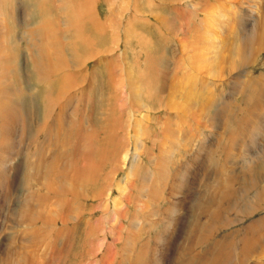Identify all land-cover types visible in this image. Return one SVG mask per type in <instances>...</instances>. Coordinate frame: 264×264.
Masks as SVG:
<instances>
[{"label": "bare ground", "instance_id": "bare-ground-1", "mask_svg": "<svg viewBox=\"0 0 264 264\" xmlns=\"http://www.w3.org/2000/svg\"><path fill=\"white\" fill-rule=\"evenodd\" d=\"M12 1L14 0H0V166L3 165V162L5 163V161H3L4 158H7L8 160L10 159L8 168H3L5 165L2 168L0 167V227L2 223H7L11 231H20V235L17 236V240L13 239V236L5 238L2 241L0 240V264H49L50 262H53V259L58 256L57 254L59 253L61 255L63 251L62 249H59V252L52 253L53 258L48 262L45 256L47 250L53 246L56 247V244L61 243L63 239H67L65 238L66 236L70 238L72 236V234H70L71 231H75L78 218L82 217L85 211L88 210L85 209L84 206H82V211L79 209L81 206H79L81 199L85 202L89 201L92 203L101 199L100 204L96 203L99 205L94 206L97 211H99L98 209L101 210L102 206L105 208L110 201L112 203L110 202L111 204L109 205L117 206L120 205L118 202H121V200L119 199V201L116 202L114 200L115 198L113 200L110 199L112 190L117 189L116 191L121 190L122 192H125L124 188L126 186L133 187L135 191V196H133L134 193L131 195L129 194L131 196L129 197V200L133 201V196L138 201L136 215H140V217L143 218V225L140 224V220L137 221L140 225H136V222L133 219V224L136 226L131 224L130 227L128 226L129 224H127L131 232H129V230L126 233L123 230L125 225L123 226L122 224H119L116 219H122L121 215L125 216V212V215H123L121 213L118 214L116 210L110 209V211H112L110 214L114 217L116 215L115 219L117 225L119 224L121 226H117L116 223H113L115 222L113 217L114 221H111V224L113 223L112 227H106L98 230L96 229L95 231H93V229L91 230L92 234L99 233L104 237L110 236L116 240L117 238L121 239L122 235L126 234L125 239L127 238L133 242L129 243L130 241L128 240L129 244L127 243L125 245V247H128L124 255L127 261L125 264H263L261 261L259 262L260 257H258V254H262L263 252L261 251L264 249V215L255 220L250 219L254 218L256 214L263 213L264 211V149H260L261 151L259 153H256L254 156L249 158H244V160L241 157L242 162L238 168L234 165L236 161L230 163L228 159L237 154L236 152L243 143L242 141L243 138H245V135L247 137L249 134L254 135L260 131L262 133L261 135H263L264 144V121H261V124L256 121L259 117L257 113L264 110V78L261 83V87L259 86L260 84L258 85V82L252 78V81L249 80L251 81L249 89L243 88L241 90L238 99L244 106L242 109L236 108L234 111L224 113L222 119L223 127L220 128L216 134L219 138V140H217V138L215 139L216 147L212 144H206L203 139H200L196 148L192 146V143L191 146L195 149L192 150L189 147V144H191L189 139L191 131L180 133V130L175 128L173 131L168 129L160 132L162 135L168 133L166 136L173 139V142L172 139L170 140L171 142L168 139L170 143H168V148L166 146L167 151L170 153L167 154L166 151H162L166 152V154H159L160 156L157 158L152 157V153H148L149 156H151L148 160L150 168L148 167L147 173L144 174L145 176L143 175L142 180L138 178L142 182L138 183L139 187H137L136 183H134V172L138 164L137 157H140L135 154L136 149H132V152L128 151L127 145L122 141V137H120L122 129L118 127V125L121 124H118L117 121L113 123L114 126L112 128L111 135L109 134L110 136H108V145L105 148V151H102L104 152L103 154L107 152L108 157L105 155L104 159L107 163H109L108 168L111 169L106 176H104L105 173L104 175L100 174L103 169L102 167L106 166V163L103 159H101L99 163L96 161V164L92 162L93 159L90 157L91 148L89 149L87 145L88 138H90L91 135L88 137L84 134V131H86L88 127L84 128L86 127L85 125L87 124V120L85 119L84 113L80 111L81 102H84L83 98L92 88L90 75L93 73L90 71L91 69L87 66V63L84 64L83 62L80 63L77 61L74 50L77 42L79 46L84 45L82 47L85 49L92 48L93 41L85 38L83 34L84 31L81 30L82 28L91 35L92 30L95 34L103 35L106 30L109 29H107L108 25H102L100 23L95 13L92 14L93 11H89L91 5H94V3H91L93 0H84L88 5L87 7L82 6L80 8L74 7L71 4L68 6L65 4L67 1L64 0H50L53 4L52 7L54 10V16L51 11L52 9L49 0H18L19 2L16 0L18 3L17 5H19V7L21 6L20 10L23 11L21 16L20 14H17L16 18L20 25H18V27L21 29V32L18 33L19 44L16 42V46L12 44L14 40H17L16 33L11 31V26H13L14 22L16 23L13 8V3L15 2ZM73 1L75 0H72V3ZM181 1L182 0H179V2ZM33 2H36V4L39 3V10L43 14H46L47 11H49V18L47 19V17H42L43 19L37 21L34 27L30 28L31 22L29 14L27 13V6ZM126 3L125 5H127ZM88 6L90 7L88 8ZM114 6L118 5L115 3ZM128 6L129 4L127 7ZM218 7L221 8V4L220 6L217 5V8ZM69 8L71 11L75 12V14H72L73 18L70 20L68 17L62 19L60 13H67ZM110 8L114 9L111 5ZM135 8L137 9V7ZM91 9L94 10L95 7L93 8L92 6L90 10ZM110 11L112 12V10ZM221 11L222 10H219L218 12ZM136 12L139 13L137 10ZM212 12L215 11L212 10ZM176 13H178V11ZM113 17L114 16L111 18ZM137 21H139V19H137ZM118 26H120V24ZM130 31L135 32L133 30ZM66 32L69 34L72 32L74 33V42H72L70 37H68L70 40L68 39L67 42H65L67 37L64 39L62 34L64 35ZM109 32L111 33L112 31ZM117 36L115 35V38ZM196 36L200 35L196 34ZM249 36L251 37L249 40L250 44L254 48V51L256 53L264 52V19L252 28ZM195 38L197 39L199 37ZM244 40L245 37L241 39V46L244 44ZM178 43H180V41ZM117 45L115 47H117ZM108 46L111 47L112 45ZM20 49L24 57V65L31 68L30 75L33 76L36 85H39L40 91L42 89L44 92V95L41 98L43 121L40 125H36L37 122L35 118H33L34 115L32 116L33 113H29V123H31L30 126L26 123L23 115H21L24 117V120L22 121L19 117L21 113L20 106L17 105L18 102L17 104L15 103L17 99L21 96L23 98V94H25L24 87L22 86L23 81H21V74L17 72V68L14 67L15 64H19L18 60L16 61V55L19 54ZM115 50L112 51L115 52ZM239 51L240 48L238 49V53ZM105 54L108 53L106 52ZM122 56L124 57L125 53ZM215 60L216 57L211 59L209 61L210 65L214 66L216 63ZM240 60L247 61L245 59H241V57ZM183 61H185V59ZM118 63L119 62H117V64ZM109 67L110 66L108 65L103 66L102 71L104 72V75L101 80L102 84L106 86L107 93L113 90L112 80L115 75L111 67ZM209 69H211V66H209ZM216 74L217 72L213 70V75L216 76ZM248 76L250 77V75ZM116 78L118 79V77ZM98 81L99 79L94 83L95 87L97 83L100 82ZM115 81L116 80H114V82ZM147 83L148 82H146V84ZM100 84L98 85L101 88L102 86ZM242 84L243 83L241 82V85ZM118 87L120 89L124 88L121 83L118 84ZM148 87L151 91H153L152 95L155 98L168 90L163 83L151 84ZM52 88L53 96L51 92H49V94L47 93L48 90H52ZM34 90L37 91L36 89ZM133 90L138 95V90L141 89L135 86ZM178 90L185 95L187 88L178 87ZM184 90L186 91L184 92ZM129 98L131 99L132 104L136 105L140 103L137 97L134 96L133 92L132 94L124 93L121 97H119V120L126 113L128 114L126 115L127 118L128 116L132 117V104L128 103V100H130ZM167 98L169 100L170 97ZM168 102L171 101L169 100ZM160 103L162 102L160 101ZM186 104L189 107V104ZM249 104L253 109H250ZM34 106V101L30 102L29 111L34 112ZM143 108L150 110L147 106H143ZM159 108L165 107L159 106ZM109 111L112 110L109 109ZM114 113L116 114V111ZM141 113L139 116L143 119L144 116H142ZM177 116H179V114ZM199 116L200 115L196 116V118ZM162 117L166 119L168 118V121H172L171 117ZM182 117L183 115L181 118ZM128 120L131 119L129 118ZM191 120L193 122L192 118L190 121ZM198 120L194 122L198 123ZM20 123L21 127L19 128L17 126H19ZM198 125L199 124H197V126ZM16 127L19 129L17 130ZM132 128H134L133 125ZM186 128L188 127L186 126ZM141 129V127L138 128L137 132L141 133ZM189 129H191V126ZM125 134L128 133L126 132ZM137 136L138 135H135L134 133V136L132 137L137 140ZM143 137L142 139H144ZM221 139H226V142ZM16 140H18L19 146H22L17 148H22L24 163H26V165H24L26 168V175L23 174L24 177L22 179L24 185L22 191L23 198L21 199H18L19 197L15 194L16 189L20 188L21 182L17 183L18 173L16 172L18 164H15L12 168L10 167V165H13L12 163L16 162L17 156L21 153L17 152V156L11 157L9 154L10 149H8L11 145L15 144L14 142ZM130 140L134 141L132 138ZM165 140L167 141V138H165ZM176 149L177 151L179 150V154H177L178 157L174 152ZM173 153L176 157L172 156ZM195 160L198 161V165L195 163ZM219 160H223L225 162L228 160L227 164L229 167L227 169H229V171H227L225 176L221 174L224 172L221 171V168L223 167L217 163ZM231 160L233 159L231 158ZM93 161L95 162V160ZM123 168L127 169V172L124 173L125 175L122 180L120 179L117 181L115 178L117 171ZM2 169H5V171ZM131 180L133 181L131 182ZM83 187L88 188V191L86 192L87 195H83L81 193L83 191ZM100 187L101 189L97 191ZM84 189L86 190V188ZM118 195V197H120V194ZM124 198L125 197H123V199ZM129 200L126 199L123 203L127 204L128 202L129 204ZM141 205H144L145 207H142ZM120 207L118 206L120 209L119 211L122 210V206ZM90 209L91 210L87 212L91 215L95 209L93 210V207ZM74 210L76 211L74 212ZM77 210H80L81 213L77 214ZM73 213H75V216ZM119 215L120 217H118ZM107 217L108 216H106V221H108ZM232 217H235L236 220H233ZM108 222L106 223L108 224ZM113 225H115V227H113ZM5 228V230L9 231L6 225ZM143 235H147L145 240H142V238H144L142 237ZM163 235L168 237L163 240ZM90 236L91 235L83 234L85 239H88ZM73 238L71 239L73 240ZM14 240H16V243ZM66 241L67 240H63L62 242ZM63 245L66 244H59L58 246L59 248H62ZM69 247L70 246L68 245L67 249H69ZM68 251L69 250H67V252Z\"/></svg>", "mask_w": 264, "mask_h": 264}, {"label": "rangeland", "instance_id": "rangeland-1", "mask_svg": "<svg viewBox=\"0 0 264 264\" xmlns=\"http://www.w3.org/2000/svg\"><path fill=\"white\" fill-rule=\"evenodd\" d=\"M51 1L49 0V3L51 4L50 5L51 9H52L51 11H52V14L54 16V10L52 7L53 4L51 3ZM64 1H67L65 4H67L68 6H69V4H71L77 8H80L82 6L87 7V5H88V4H86V2L84 0H75V1H73V3H72V0H64ZM136 1L137 0H129V1L128 0L127 1L126 0H114V1L113 0H96V1L93 0L91 3L92 4L94 3V5H91V7L88 6V8L89 7L92 8V6H93V8L95 7L96 10L95 9L90 10V8H89V11H93L92 14L95 13V15H96L97 19L100 21V23L102 25H108L107 29L108 28L109 29L106 30L105 34H103V35L95 34V32L92 30V35H91L89 32H87L85 29L82 28L81 30L84 31L83 34H84L85 38L90 40V41L91 40L93 41L92 42L93 43L92 48L85 49L84 47H82L84 45L79 46L78 42H77L76 43L77 45H76L74 51L76 54L75 57L77 58V61L80 63L83 62L84 64L87 63L88 64L87 66L91 69L90 71L93 73L92 74L91 72H89L90 74L93 75V76L90 75L91 76L90 78L92 81V88H91L92 92L90 90V92L86 95L87 97L85 96L83 98L84 102H81V110H80L82 113H84L85 119L87 120V124L85 125L86 127H84V128L88 127V129L86 131H84V134L87 135L88 137H89V135H91L90 138H88L87 145H88L89 149L91 148L90 149L91 159L95 160V162L93 160H92V162L94 164H96V161H97V163H99L100 160L103 159V161L106 163V166L102 167L103 172L101 170V173H100L101 175H104V173H105L104 176H106L111 171V169L108 168L109 163H107V161L104 159L105 155L107 156V152L105 154H103L104 152H102V151H105V148L108 145V140H109L108 136L111 135L112 128L114 126L113 123H115L117 121L118 124H121V125H118V127L120 129H122L120 137H122V141L127 145L128 151L132 152V149L133 150L136 149L135 154L139 155V157H140V158L137 157L138 164H137V168L134 172L135 173L134 174V177H135L134 183H136L137 187H139L138 183L142 182L141 180L143 178V175L147 173V170L149 167L148 160L151 157V156H149V154L152 153V155H153L152 157L157 158L158 156H160L159 154H166V152H167V154L170 153L169 151H167V148H168V143L171 142L170 140L172 138L169 136H166L168 133L167 134L165 133L164 135H162L160 132H162L163 130H168V129L170 131L171 130L173 131V129H175V128L177 130H180V133H185V132L191 131L190 132L191 136L189 137L191 144H189V147L192 150H195L194 148H196L198 146V141L200 139H203L206 144H212L214 147H216L215 139L217 138V140H219V138L216 136V134H217V131H219V129L223 127V120L222 119H223L224 113L229 112V111H234V109H236V108L242 109L244 107L243 104H241L240 100L238 99L241 90L243 88L249 89V85H250V82L252 81L251 80L252 78H254V80L257 81L258 85L260 84L259 86L261 87V83H262L263 78H264V75H263L264 74V71H263L264 70V52L256 53L254 51L253 46L250 44L249 38L251 39V37L249 36V34H250L252 28L255 27L257 23L262 22L264 19V17H263L264 16V8H262V7H264V0H189V1L188 0L187 1L182 0L181 2H179V0H162V1L161 0H154V1L152 0V2H151V0H138L137 2ZM200 1H201V3H200ZM12 2H15V3H13V8H14V13H15L14 15H15L16 23L14 22V24H13L14 27L11 26V31L16 33V36H17L16 37L17 40H14L12 44H14L16 46V42L19 44L18 33L21 32V29L18 27L19 22L17 21L16 18H17V14H20V16H21L23 11L20 10L21 6L19 7V5H17L18 4L17 2H19L18 0H17V2H16V0H14ZM122 2H124V3H122ZM115 3L118 6H114ZM125 3L127 5L129 4L130 8H129V6L127 7V5H125ZM178 3H179V5H178ZM218 3L221 4V8L220 7L217 8V5L220 6V4H218ZM133 4H134V7H133ZM38 5H39V3L36 4V2H33L31 4H28V6H27V13L29 14L30 22H31L30 28L34 27V25L37 23V21H39L40 19H43L42 17H45V18L47 17V19L49 18V11H47L46 14L45 13L43 14L39 10L40 5L39 6ZM110 5L112 8L114 7V9H111ZM163 5H165V6H163ZM172 5H174V6H172ZM193 5H196V6H193ZM200 6H202V7H200ZM211 6H214V7H211ZM135 7H137V9ZM108 8H110V9H108ZM133 8H134V11H133ZM207 8H208V10H207ZM110 10H112V12ZM136 10L139 11V13L136 12ZM212 10L215 12H212ZM219 10H222L221 11L222 13L224 12L223 13L224 17H223L221 12H218ZM177 11H178V13H176ZM65 13L66 12L60 13L62 19L65 17H68V19L70 20L73 18L72 14H75V12L71 11L70 8L67 12L68 14L67 13L65 14ZM108 13L111 15H109ZM112 13H113V15H112ZM135 14H136V16H135ZM180 14H181V16H180ZM110 16L111 17L114 16V17L111 18ZM133 16H134V18H133ZM155 16H157V17H155ZM106 17H107V19H106ZM137 19H139V21H137ZM105 22H107V23H105ZM143 22H145V23H143ZM189 23L191 26L189 25ZM119 24H120V26H118ZM186 24H188V25H186ZM110 25H111V28H110ZM118 27H119V29H118ZM121 27H122V29H121ZM13 28H14V30H13ZM130 30H133L135 32H131ZM109 31H112L111 32L112 35ZM113 31H114V33H113ZM186 31H187V33H186ZM122 32H123L125 37L123 36ZM167 32H168V34H167ZM66 33H64V35L62 34V37L64 39H65V37H67V39H65V42H67L68 39L70 40V38L72 39V42H74V40H75L74 39V33L73 32L71 34H69L68 32H66ZM194 33H196L200 36H196V34H194ZM113 34H115L116 36L118 35V36L115 38V35H113ZM109 36H110V38H109ZM122 36L126 39H124ZM68 37H70V38H68ZM111 37H112V39H111ZM195 37H199V38L196 39ZM243 37H245V40H244V44L241 46V39ZM136 38H139V39H136ZM178 40L180 41V43H178L179 42ZM108 45H110V46L112 45V46L109 47ZM116 45H117V47H115ZM177 46H179L180 48ZM239 48H240V51L238 53ZM185 49H187V50H185ZM94 50L96 52V55H95ZM103 50H105L109 55L105 54L106 52ZM112 50H115V52H113ZM119 52H120V54H119ZM124 53H125V56L123 57L122 55H124ZM148 54H149V56H148ZM206 54H208V55H206ZM18 55H16V58H17L16 61L18 60L19 64L18 65L15 64L14 67L17 68V72H19L21 74V81H23L22 86L24 87V93H25V94H23V98L21 96L19 98L20 100L17 99L15 101V103L17 104V102H18L17 105L20 106L21 113H20L19 117L22 121L24 120V117H25L26 123H28L30 126L31 123H29V117H30V114L33 113L32 116L34 115L33 118H35V120L37 122L36 125H40L43 121V119H42L43 118V107L41 105V98L44 95V92L42 89L40 91L39 85L38 84L36 85V83L34 82L33 76L30 75V69L31 68L26 67L24 65V61H23L24 57H23L21 49L19 50ZM182 55H183V57H182ZM18 57H19V59H18ZM85 57H86V59H85ZM214 57H216V60H215L216 63L214 64V66H212V65H210L209 61L211 59H213ZM240 57H241V59H245L247 61L240 60ZM184 59H185V61H183ZM117 62H119L118 63L119 65L117 64ZM148 62H150V63H148ZM104 65L110 66L111 69L113 70L114 74H115L113 77V80H112L113 90H111L108 93H107L106 86H104L101 82V80L103 79V75H104V72L102 71ZM209 66H211V69H209ZM127 67H129V68H127ZM151 69H153V70H151ZM213 70H215L217 72L216 76L213 75ZM129 71H130V73H129ZM190 71H191V73H190ZM192 72H194V73H192ZM247 74L250 75V77ZM141 75H142V77H141ZM129 76H131V77H129ZM116 77H118V79ZM98 79L100 82L98 81L99 83H97V85L95 87L94 83ZM114 80H116V81L114 82ZM249 80H251V81H249ZM146 82H148V83L146 84ZM241 82L243 83L242 85H241ZM120 83L124 86V88L120 89L118 87V84H120ZM156 83H163L165 85V87L168 88V90H166L163 93L164 95L162 94V95L157 96L155 98L152 95L153 91H151V89L148 86L151 84H156ZM98 84H100L102 87L100 88V86ZM135 86H137L139 89H141V90H138V92H139L138 95L133 90V88ZM178 87L187 88V91L184 90V92L186 91L185 95L182 94V92L178 90ZM34 89H36L37 91H35ZM126 90H127V92H126ZM49 92H51V94H52L53 88H52V90L49 89L47 93L49 94ZM128 92L131 94L133 92L134 96L137 97V99L140 101V103H138L136 105L132 104L131 103L132 101L129 98L130 100H128V103L132 104V106H131V109L133 111V113L131 115L132 117L128 116V118H127L126 115H128V114L126 113L119 120L120 113L118 112V108H119L118 98L121 97L124 93L129 94ZM166 92H167V94H166ZM117 94H119V95H117ZM52 96H53V94H52ZM167 97H170L169 100L171 102H168L169 100ZM87 98H89V99H87ZM32 101H34V105H35L34 106V110H35L34 112L29 111L30 102H32ZM160 101L162 103H160ZM186 103L189 104V107L187 106ZM165 105H167V106H165ZM143 106H147V108L150 109L151 111L146 110L145 108H143ZM159 106L165 107V108H159ZM249 106H250V109H253L250 104H249ZM109 109H111L112 111H109ZM115 111H116V114L114 113ZM197 112L201 113L202 115L197 113ZM140 113L142 116H144L143 119L145 121L140 118V116H139ZM260 113H262V114H260ZM178 114H179V116H177ZM181 114L183 115L184 118L183 117L181 118V116H182ZM194 114L196 116H198V115H200V116L198 118H196V116ZM257 114L259 117L256 119V121L261 124V121H264V110H261V112H258ZM21 115H23L24 117ZM162 116L169 117V118L171 117L172 121L171 120L168 121L167 120L168 118L166 119ZM177 117H178V119H177ZM129 118L131 120H128ZM187 118H188V120H187ZM189 118L190 119L192 118L193 122H192V120L190 121ZM199 118H201V119H199ZM135 120H139V121H135ZM196 120H198V123L194 122ZM119 122H121V123H119ZM127 122L130 125H128ZM190 122H192V123H190ZM195 124H196V126H195ZM197 124H199V125L197 126ZM132 125L134 128H132ZM189 125L191 126V129H189L190 128ZM136 126H139V127H136ZM186 126L188 128H186ZM17 127L20 128L21 123ZM17 127H16V129L18 130L19 128H17ZM140 127L142 128L141 133H138L137 130ZM126 132L128 134H125ZM259 132L260 131H258L254 135L249 134V135H247V137L245 135V138H243V141H242L243 143L240 145V147L238 148V150L236 152L237 154L236 155L234 154L235 155L234 157L231 156L230 159H228L230 163L236 161L234 163V165L238 168L241 165L242 159L244 160V158H249L251 156H254V154L259 153L261 151L260 149H262V148L264 149V147H263L264 146L263 135H261L262 133L261 132L259 133ZM134 133H135V135H138L137 140L134 137H132V136H134ZM146 133H147V135H146ZM176 136H177V134H176ZM142 137L144 139H142ZM164 137L167 138V141L165 140ZM191 137L192 138L195 137V138L192 139ZM196 137H197V139H196ZM131 138L134 139V141L130 140ZM168 139L170 142L168 141ZM221 140L226 142V139H221ZM132 141H133V143L134 142L135 143L133 144ZM141 141H143V142H141ZM172 142H173V139H172ZM14 143L15 144L11 145L12 148L11 147L8 148V149H10L9 154L11 155V157L17 156L18 153H21V154L17 156L16 162L12 163L13 165H10V167L12 168L15 164H18V168H17V172H16V173H18V177H17L18 182L17 183H19L20 181L21 182H20V188L16 189L15 194H16V196L19 197V198L17 197L18 199H21V198H23L22 191H23L24 185H23L22 179H23L24 175H26V173H25L26 168L24 167V165H26V163H24L22 148L18 149L19 147H22V146L21 145L19 146L18 140H16ZM192 143H193V145H192ZM159 144H161V145H159ZM166 146H167V148H166ZM178 148H179V146H178ZM163 149H165V150H163ZM12 150H13V152H12ZM137 151H139V152H137ZM157 151H158V153H157ZM162 151H166V152H162ZM174 152H175L176 156H177V154H179V150L177 151V149ZM12 155H14V156H12ZM172 156L176 157L174 155V153ZM236 156H237V158H236ZM241 157H242V159H241ZM231 158L233 160H231ZM9 160L7 158H4L3 161H5V163L3 162V165L1 164L2 166H0V167L2 168L5 165L3 168H5V167L8 168L9 162H10ZM227 161L226 162L223 160L217 161V163L221 167H223V168H221V171H223L224 173H221V174H223L224 176H225V174H227V171H229V169H227L229 167L227 164ZM195 163L198 165V161L195 160ZM1 168H0V171H1ZM19 169H21V170H19ZM2 170L5 171V169H2ZM141 170H142V172H141ZM126 172H127V169H125V168L118 170L116 177H115L116 180L117 181H119L120 179L122 180L124 175H125L124 173H126ZM136 172H137V174H136ZM233 174H234V171H233ZM138 178L141 180H139ZM220 179H223V178H220ZM132 181L133 180H131V182ZM240 187H239V189H240ZM84 188H86V190ZM99 189H101V187L98 188L97 191H99ZM82 190L83 191L81 193L83 195H87L86 192L88 191V188L83 187ZM116 190L115 189L112 190L113 194L111 193L110 199L113 200L115 198L114 200L116 202H118L120 199L121 202L120 201L118 202L120 205H117V206L109 205L112 203L110 201L111 203L109 202L105 208H103V206H102V209H101L102 211L100 209H98L99 211H97L94 207V206H97L100 204L101 199L96 200L97 202H93V203L89 202V201L85 202L83 199H81V202L79 203V206L80 205L81 206L79 209L82 211L83 210L82 206H84V208L88 209V210L85 211V213L82 217L78 218L75 231H73V230L71 231L70 234H72V236L74 238L71 235H69V236H71L70 238L68 236H66L65 238H67V239H63L64 241L67 240L66 242H62L63 241L62 240L61 243L56 244V247L53 246L54 248L51 247L49 250H47L45 256H46V259L48 260V262H49V260L51 261L53 258L52 253L59 252V249H62V251H63L62 252L63 254L61 253V255H60L58 253L57 255L59 257L56 256L53 259V262H50L49 264H63L64 262H65L64 264H67V263H69V264H79V263L82 264L83 263L84 264V262H85V264H111V263L112 264H125V262L127 263L126 257L124 255H125V251L128 249V247H125V245L129 241H130L129 243H132L133 241H131L127 238L125 239L126 234H123L121 239L117 238V240H116V239L111 238L110 236L104 237L103 235H101L99 233H97V234L93 233L92 234V231H91L92 229H93V231H95L96 229L97 230L98 229H104L106 227L109 228V227H112L113 223L114 224L116 223V225H117V222H118L119 224H122L123 226L125 225L123 230L127 233V231L130 230L128 226L131 227V224L134 225L133 224L134 220L136 222L135 223L136 225L137 224L143 225V218L140 217V215L139 216L136 215L137 214V208L136 207L138 206V201L133 197V196H135V193H134L135 191H134L133 187L126 186L124 188L125 192H122L121 190H118V191H121V192H118ZM201 191H202V189H201ZM197 192H198V190H197ZM132 193H134V195L132 196L133 201L129 200V197H131L130 195ZM118 194H120V197H118L119 196ZM127 195H129V196H127ZM117 197H118V199H117ZM123 197H125V198L123 199ZM126 199L130 201L129 204L127 202L128 205L126 203H123V202H125ZM96 203H99V204H96ZM86 204H87V207H86ZM118 206L119 207L122 206L121 211H119L120 209L118 208ZM141 206L145 207L144 205H141ZM92 207H93V210L95 209V211L94 212L91 211L93 213L90 215L88 212H89V210H91L90 208H92ZM125 208H126V210H125ZM133 208H135L136 211ZM103 209H104V211H103ZM110 209L116 210V212L118 214L121 213L123 215H125V214L126 215L128 214V215L126 217V215L122 216L120 214L122 219H120V218L118 219V218H116V215L114 217L112 214H110V212L112 213V211H110ZM80 210H77L76 213L77 214L81 213ZM75 211L76 210H74V212ZM124 212H125V214H124ZM73 215L75 216V213H73ZM120 215L118 217H120ZM262 215H264V211H263V213L256 214L255 217L251 218L250 220L258 219ZM106 216H108L107 218H108V221H110V222L106 221ZM113 217H114L115 222H113L114 221ZM135 217L137 218V220ZM115 218L117 219V222H116ZM232 219L236 220L235 217H232ZM97 220L99 221V223ZM111 221L113 222L112 224H111ZM137 221H139L141 223L139 224V222H137ZM106 222H108V224ZM119 224L117 226H121ZM127 224H129V225L127 226ZM5 225L9 231L5 230L6 229ZM102 225H103V227H102ZM136 225H134V226H136ZM94 226H95V228H94ZM113 227H115V225H113ZM0 228H1V233H2V235L0 233V235H1L0 240L1 241L5 238L11 237V236H13V239L17 240L18 239L17 236L20 235V231H17V230L11 231L9 229V226L7 223H2ZM4 231L5 232L7 231V232L5 233ZM18 232H19V234H18ZM129 232H131V230ZM83 234L91 235V236L88 237V239H85L83 237ZM152 236H154V235H152ZM93 237H95V238H93ZM142 237H144V238H142V240H145L146 239L145 237H147V235L146 236L143 235ZM162 237H163V240H165L168 236L163 235ZM71 238H73V240ZM68 239H70V240H68ZM16 240H14L15 243H16ZM125 240H126V242H125ZM70 241H72V242H70ZM98 242H99V244H98ZM70 243H71V245H70ZM59 244H61V245L66 244L67 245V247H66V245H63L65 251H64L63 247L59 248V246H58ZM68 245L70 246L69 249H67ZM72 245L74 246V248ZM109 246H110V248H109ZM121 246H122V248H121ZM91 247H92V249H91ZM67 250H69L70 252L69 251L67 252ZM261 252H263V253L262 254L259 253L258 257H260L263 261L259 258V262L261 261L264 264V255H263L264 249ZM88 254H90V255H88ZM121 257H123V258H121ZM64 258L66 261L64 260Z\"/></svg>", "mask_w": 264, "mask_h": 264}]
</instances>
